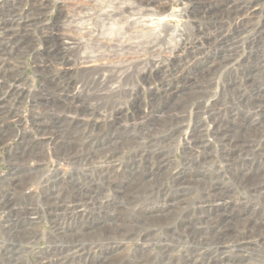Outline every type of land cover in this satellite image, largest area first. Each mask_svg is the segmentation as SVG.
Wrapping results in <instances>:
<instances>
[{
  "label": "rangeland",
  "instance_id": "1",
  "mask_svg": "<svg viewBox=\"0 0 264 264\" xmlns=\"http://www.w3.org/2000/svg\"><path fill=\"white\" fill-rule=\"evenodd\" d=\"M18 1L0 0V21H33L5 64L16 81L2 95L15 116L0 125V203L10 193L29 199L18 216L0 209V264H264V120L252 104L264 95V0L240 32L220 9L230 0H49L34 13ZM60 35L80 49L51 56L50 36ZM192 44L204 52L188 57ZM63 91L78 99L72 112L43 100ZM172 112L187 123L167 121ZM189 125L204 128L198 150ZM221 126L251 152L207 138ZM58 140L95 157L71 163ZM89 181L106 188L82 212L52 216L50 205L68 204L73 185ZM217 184L225 197L214 200ZM222 227L235 235L217 241Z\"/></svg>",
  "mask_w": 264,
  "mask_h": 264
},
{
  "label": "bare ground",
  "instance_id": "2",
  "mask_svg": "<svg viewBox=\"0 0 264 264\" xmlns=\"http://www.w3.org/2000/svg\"><path fill=\"white\" fill-rule=\"evenodd\" d=\"M135 1L139 2L142 5L146 3V2H144L142 0H135ZM238 1H240V0H238ZM238 1L230 0V1H227L226 4H224L223 6L220 7V9L221 8L224 9V11L228 14L229 19H227V20H230L231 22H233V28H234L235 32H240V31H242V30H244L246 28L247 21H246V17L245 16L247 15V13H249V17H250V19H252V17L255 15V12H256V10L252 11V9L255 6L259 5L263 0H242L240 2H238ZM18 2L22 6V8L19 7V8H21V10L24 9L23 7H25L26 5H31L32 6L31 11L33 13L35 11L36 12H41V11L47 10L49 8L48 7L49 0H19ZM155 2H156V0H155ZM17 10H18V8H17ZM33 15L38 17L37 14L36 15L33 14ZM222 15L224 16V14H222ZM10 16H8V17H10ZM29 17H30L29 15H26V17L22 21L18 20V18L17 19L13 18L12 20H9L10 18L8 20H5L6 19L5 18V19H1L2 21H0L1 23H3L2 24V31L4 33L2 36H0V125H1L2 122H5L7 120V117L15 116V112L13 110L11 101L6 99V98H4L3 95H2V92H4L6 87H8V83L11 82V81H13V82L16 81L14 75L10 76V74H11L10 66L5 65V64L13 56L15 50H16V52L18 51V54L21 51L19 49V46L21 45V42L23 41L21 30L26 29L27 25H30L31 22H33ZM239 34H241V33H239ZM224 36L225 35H219L218 39L219 38L221 39ZM49 40H51L52 42H55V44H56L54 49H51V48H53V47H51L48 50L49 54L51 56L54 55V57L57 56V55H60V54L64 55V54L68 53L69 51H73V53L75 54L77 52V50L80 49L79 44L77 42H75V41H73L71 46L69 44L70 47H65V44L61 43L63 41L62 35H60V36H50ZM210 44H213V43L211 42ZM222 44H224V42ZM192 45L193 46L190 48V51H189V49L184 48L188 52V54H187L188 57H192L193 55L195 56L196 54H202V52H204V51H202V49H200V47L196 48L194 46V44H192ZM64 58H65V56H64ZM218 63H217V65H218ZM224 63H226V60H224ZM214 65L215 64H211L210 67H208L207 69L202 70V72H203L202 74H209V72L214 71L215 70V66ZM104 71L105 70H99V72H103V73H104ZM110 71L113 72V70H110ZM97 75H99V74H97ZM101 75H102V73H101ZM103 76L104 75H102V79L105 77V76L104 77ZM204 77H205V75H204ZM108 78H109L108 82L111 83L113 81V76H111V77L109 76ZM184 79H186L187 81H190V82L194 81L193 79L189 78V76L188 77L186 76ZM242 79H243V81H245L247 83H250L252 81V78L250 76H244ZM99 81L101 82V77L99 78ZM199 89H200V87H199ZM62 93L63 94H61V95L47 94L44 97H47L46 99L48 101L46 102L44 98H43V100H44V102L46 104L47 103L50 104V102L53 103L54 105H52V107H54L55 109L59 108V109H62V110H69L70 112L74 111V109H77V106L73 105L74 104L73 101L78 100L77 97L75 96V94L73 95L74 96L73 97L71 95V93L70 94H68V93L66 94V93H64V91ZM252 104H253V106L256 109V113H257L258 117H261V119L264 120V95H263L262 91H258L256 93L255 100H254V102H252ZM180 114L181 113L176 114V113L172 112V115L171 116L169 115L170 117H168L166 119H167V121H175L177 124L187 123L186 120L184 119V117L180 116ZM18 117H19V114H18L17 118ZM49 117H51V120H52L51 123H52V126L55 127V131L58 129L57 131L62 136L63 133L61 132V130H59V128L63 127L62 129H64V125H65L64 118L59 120V118H61V117L60 116L57 117L55 112L53 114L49 115ZM71 119H73V118L71 117ZM157 120L158 119L154 120L151 123V124H153L152 128L150 126H149V129L147 127H145V131H147V134H145V136L148 139L155 138L152 135V133L154 131L156 123L159 122ZM144 121H145L144 124L146 126L147 123L149 122L148 117H146V119ZM43 124H44L43 121L38 119V124H36V125L46 128L47 125L44 126ZM188 128L191 131L190 135L186 138L188 147H190V149H193V150H198L205 143L203 138H202V136H201V132L204 130V128L202 126L198 127V125L197 126L189 125ZM0 131H1V126H0ZM62 138H59V139H62ZM207 138H212L213 140L217 141L222 146H225V147L229 148V152L230 151L234 152L235 150H238L237 153L248 152V150L251 152L252 143L249 140L247 141L246 137L231 136L230 132L228 131V129L224 128L223 126L218 127V128L214 127L211 130L209 129L208 134H207ZM240 140H243V141H240ZM60 141L58 140V147L57 148H59V149L61 148L63 150L64 154H62L61 156L65 157V159L68 160L71 163L73 162V163H77L78 164V162H80V163H82V162H90L91 159H93L95 157L93 155V152H91V151L86 153L85 150H84V146H80L77 143L71 142V141L66 142V143L65 142L61 143ZM21 155H23V154H21ZM111 155H112V153L109 152V153L104 155L105 156L104 158L110 157ZM258 155L260 157H264V153L263 154H258ZM16 158H18V157H16ZM20 160L21 159H18V161H20ZM109 163H112V159L109 161ZM86 164H88V163H86ZM105 182H107V181L105 180ZM105 182H102L100 185L97 184L96 182H92V181H89L88 183H86L85 184L86 186H83V184L82 185L76 184L75 186L73 185V190H74V193H75L74 199L71 202H68L69 205L66 204L65 202H61L60 204L54 202L53 205H50L53 208V211H51L52 212L51 213L52 216H54L56 214L58 216H62V214L69 213V211H71V212H75V211L82 212L83 211V210H81L82 207H85V206L88 205V202L91 200L92 195L95 192H99L100 193L101 192L100 190L104 191V189L106 188L105 187ZM107 183L109 184V182H107ZM102 188H104V189H102ZM210 189H212V191L209 192V196L214 197V200L221 199V198L225 197L224 189L222 188V186L217 184V185H213ZM12 190H14V188ZM13 194L14 193H12V194L10 193L9 194V198L3 197V199H2V201L0 203V209L2 211L9 212V213L15 214V216H18V209L16 208L15 205L16 204H20V206H22V203H23V205H25L24 199H29V198H28L27 195H23V196L20 195L19 198H18V195H19L18 193L15 196ZM51 199H52V197L49 200H51ZM213 203H214V201H213ZM25 210H26L28 215L31 214V212H32V209H30L28 207ZM31 220H34V219H31ZM258 223L262 224L261 220ZM224 225L225 224H223V226ZM109 226L110 225L107 224V225L102 226V227L103 228H107V227L109 228ZM225 227L224 228L222 227L221 229L219 228V230L217 228H215V234H216L215 238H216L217 241H221V240H224V239H226L228 237H232L230 235V233H233L235 235L234 229H233V231L231 230L230 232L226 233L224 231V230H227ZM73 235L74 234H71V235H68V236H70L71 238L70 237L69 238L72 239ZM65 238H66V235H64V239Z\"/></svg>",
  "mask_w": 264,
  "mask_h": 264
}]
</instances>
